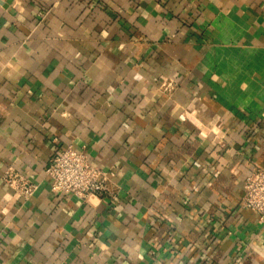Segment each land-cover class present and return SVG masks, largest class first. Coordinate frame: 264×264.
I'll return each mask as SVG.
<instances>
[{"label":"crops","instance_id":"0c3cea01","mask_svg":"<svg viewBox=\"0 0 264 264\" xmlns=\"http://www.w3.org/2000/svg\"><path fill=\"white\" fill-rule=\"evenodd\" d=\"M67 146L113 197L51 191ZM254 167L264 0H0V264H264Z\"/></svg>","mask_w":264,"mask_h":264},{"label":"built area","instance_id":"2783aa9c","mask_svg":"<svg viewBox=\"0 0 264 264\" xmlns=\"http://www.w3.org/2000/svg\"><path fill=\"white\" fill-rule=\"evenodd\" d=\"M176 86L173 78L162 81L161 87L172 90ZM9 166L3 180L18 194L28 199L38 185L25 174ZM50 180V189L54 193L74 194L82 199L91 196L113 194L111 179L115 172L107 171L91 162L88 154L73 146H67L54 155L46 169ZM242 206L258 214L259 221L264 223V168L254 167L245 178V194Z\"/></svg>","mask_w":264,"mask_h":264},{"label":"water","instance_id":"95a60500","mask_svg":"<svg viewBox=\"0 0 264 264\" xmlns=\"http://www.w3.org/2000/svg\"><path fill=\"white\" fill-rule=\"evenodd\" d=\"M11 0H9V2H10Z\"/></svg>","mask_w":264,"mask_h":264}]
</instances>
